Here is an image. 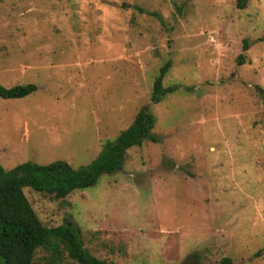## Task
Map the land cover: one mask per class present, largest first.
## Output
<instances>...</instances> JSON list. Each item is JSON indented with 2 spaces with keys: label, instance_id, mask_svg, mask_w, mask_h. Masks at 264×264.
<instances>
[{
  "label": "rangeland",
  "instance_id": "1",
  "mask_svg": "<svg viewBox=\"0 0 264 264\" xmlns=\"http://www.w3.org/2000/svg\"><path fill=\"white\" fill-rule=\"evenodd\" d=\"M0 0V165L91 162L149 103L157 141L64 198L24 187L110 264H264V0ZM141 9L138 10V9ZM162 86L151 102L160 67ZM33 264H79L61 243Z\"/></svg>",
  "mask_w": 264,
  "mask_h": 264
},
{
  "label": "trees",
  "instance_id": "2",
  "mask_svg": "<svg viewBox=\"0 0 264 264\" xmlns=\"http://www.w3.org/2000/svg\"><path fill=\"white\" fill-rule=\"evenodd\" d=\"M244 4L240 0V7ZM138 10L141 11L139 8ZM170 67L164 63L153 83L151 102L157 103L177 89V86H162V79ZM36 90L34 83L0 85V97L20 98ZM264 97V90L259 89ZM155 116L150 104L142 105L131 124L123 129L114 140L107 141L99 154L88 164L71 166L59 159L40 164L30 161L18 163L10 169L0 165V264H33L38 247L58 252L61 243L68 256L79 264H110L91 255L83 246L78 231L70 224L45 227L26 198L23 188L30 187L38 192L64 198L70 192L95 184L100 175L121 169L124 155L132 146L145 140L157 141L152 130ZM213 264H232L225 256Z\"/></svg>",
  "mask_w": 264,
  "mask_h": 264
}]
</instances>
